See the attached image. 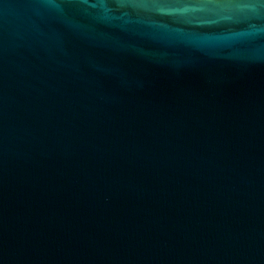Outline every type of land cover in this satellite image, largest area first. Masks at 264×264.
Instances as JSON below:
<instances>
[{
    "label": "water",
    "instance_id": "water-1",
    "mask_svg": "<svg viewBox=\"0 0 264 264\" xmlns=\"http://www.w3.org/2000/svg\"><path fill=\"white\" fill-rule=\"evenodd\" d=\"M0 264H264V0H0Z\"/></svg>",
    "mask_w": 264,
    "mask_h": 264
}]
</instances>
